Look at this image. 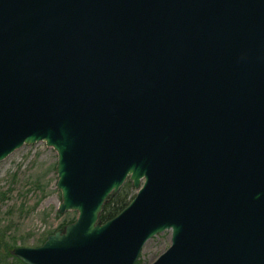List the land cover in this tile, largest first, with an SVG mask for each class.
<instances>
[{"label":"water","instance_id":"water-1","mask_svg":"<svg viewBox=\"0 0 264 264\" xmlns=\"http://www.w3.org/2000/svg\"><path fill=\"white\" fill-rule=\"evenodd\" d=\"M41 141L77 216L24 264H135L164 230L151 264H264V0H0V161Z\"/></svg>","mask_w":264,"mask_h":264},{"label":"rangeland","instance_id":"rangeland-1","mask_svg":"<svg viewBox=\"0 0 264 264\" xmlns=\"http://www.w3.org/2000/svg\"><path fill=\"white\" fill-rule=\"evenodd\" d=\"M56 161L57 153L43 141L24 144L0 161V230H4L3 242L12 248L38 247L48 235L75 220V211H57ZM132 191L137 192L134 187ZM170 243L171 230L156 234L145 242L138 264H151ZM0 264L24 263L0 249Z\"/></svg>","mask_w":264,"mask_h":264},{"label":"trees","instance_id":"trees-1","mask_svg":"<svg viewBox=\"0 0 264 264\" xmlns=\"http://www.w3.org/2000/svg\"><path fill=\"white\" fill-rule=\"evenodd\" d=\"M132 189H133L132 183L129 179H127L115 194H111L108 197L107 202L103 206V209L100 213L99 219L101 221H105L112 218L117 213H119L134 197ZM3 241H4V230H0V249L2 250V253L4 255L11 256L12 246L8 243V241L5 242ZM138 263H139L138 261L135 262V264Z\"/></svg>","mask_w":264,"mask_h":264},{"label":"bare ground","instance_id":"bare-ground-1","mask_svg":"<svg viewBox=\"0 0 264 264\" xmlns=\"http://www.w3.org/2000/svg\"><path fill=\"white\" fill-rule=\"evenodd\" d=\"M137 261V260H136Z\"/></svg>","mask_w":264,"mask_h":264}]
</instances>
